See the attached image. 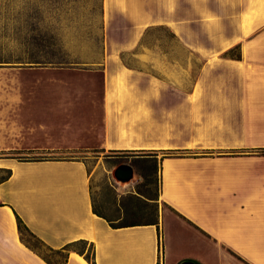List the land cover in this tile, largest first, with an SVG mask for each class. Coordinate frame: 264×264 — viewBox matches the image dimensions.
I'll return each mask as SVG.
<instances>
[{"label": "crops", "instance_id": "1", "mask_svg": "<svg viewBox=\"0 0 264 264\" xmlns=\"http://www.w3.org/2000/svg\"><path fill=\"white\" fill-rule=\"evenodd\" d=\"M165 3L162 16V0H102V50L10 65L0 83V150L157 152L160 230L95 213L84 158L0 157L12 168L0 183V264H51L22 240L17 214L53 249L93 242L97 264H264V0ZM155 24L203 59L193 82H182L186 65L162 75L129 61L156 66L160 56L136 50ZM237 43L242 58L222 54ZM65 264L91 263L70 250Z\"/></svg>", "mask_w": 264, "mask_h": 264}, {"label": "rangeland", "instance_id": "2", "mask_svg": "<svg viewBox=\"0 0 264 264\" xmlns=\"http://www.w3.org/2000/svg\"><path fill=\"white\" fill-rule=\"evenodd\" d=\"M165 2L167 0H162V16L168 14ZM102 41V0H0V83L8 81L9 69L4 67L23 66L30 62L60 66L62 61L88 59L94 52L102 50ZM142 49L152 50L154 56H160L156 58V66L153 68L151 63L129 55L131 63L150 67L162 75L170 74L168 67L179 68L180 65H186L188 69L182 74V82L186 84L195 80L203 62L197 53H191L172 38L167 29L151 30ZM163 51L173 52L163 56ZM172 59L178 62L175 66L168 64ZM21 77L22 74L18 71V80ZM17 150H0V157L25 158L45 155L84 158L91 173L93 195L98 202L107 201L108 206L112 205L111 200L115 194L121 195L135 190V185L140 179L138 167L134 164L139 152L87 150L67 153L60 150ZM125 162L134 165L136 174L131 181L122 183L116 180L114 170ZM153 186L150 184V187ZM160 207L168 208L165 203H160ZM25 239L33 246L38 245L40 251L51 255L52 258L59 256L56 253H48L46 248L29 234H25ZM226 252L235 257L228 250ZM168 253L167 261L170 257Z\"/></svg>", "mask_w": 264, "mask_h": 264}, {"label": "trees", "instance_id": "3", "mask_svg": "<svg viewBox=\"0 0 264 264\" xmlns=\"http://www.w3.org/2000/svg\"><path fill=\"white\" fill-rule=\"evenodd\" d=\"M167 29L172 36L181 46L185 47L181 42L178 35L167 24H155L146 28L140 44L136 50L142 47L149 32L153 29ZM186 48V47H185ZM188 49V48H187ZM189 50V49H188ZM226 57L242 58L241 43H237L223 53ZM124 61L125 54H122ZM35 151L36 149H18L17 151ZM46 150V149H44ZM118 152H139V157L134 161L138 167L140 179L135 185V190L123 193L121 195L115 194L111 200L112 205L108 206L107 201L102 200L98 202L94 195H92L93 211L100 216L106 218L113 227H122L137 224H156L160 230V191H161V176L159 175V158L157 152L147 150L135 149H121L114 150ZM264 152V148L262 149ZM67 157V156H62ZM61 157L39 156V157H25L18 158L20 160H42ZM80 158V157H78ZM12 175V168L0 166V183L8 179ZM153 184V187H150ZM110 192V191H109ZM110 208V210H107ZM18 228L22 240L34 250L38 251L48 262L51 264H65L68 260L70 250H75L81 253L91 264L96 263L95 244L85 238H80L68 242L60 249H53L46 245L26 224L23 218L17 214ZM25 234H29L36 239L41 246L46 248L49 253H56L61 258H52L49 254L40 251V247L31 245L26 239ZM235 254V253H234ZM240 257L238 254H235ZM241 258V257H240Z\"/></svg>", "mask_w": 264, "mask_h": 264}, {"label": "water", "instance_id": "4", "mask_svg": "<svg viewBox=\"0 0 264 264\" xmlns=\"http://www.w3.org/2000/svg\"><path fill=\"white\" fill-rule=\"evenodd\" d=\"M135 174H136V170L132 163H126V162L121 163L114 170V175L116 180L122 183H127L131 181L135 177ZM179 264H198V263L193 259H183L180 261Z\"/></svg>", "mask_w": 264, "mask_h": 264}, {"label": "built area", "instance_id": "5", "mask_svg": "<svg viewBox=\"0 0 264 264\" xmlns=\"http://www.w3.org/2000/svg\"><path fill=\"white\" fill-rule=\"evenodd\" d=\"M160 264H163V259H161V255H160Z\"/></svg>", "mask_w": 264, "mask_h": 264}]
</instances>
